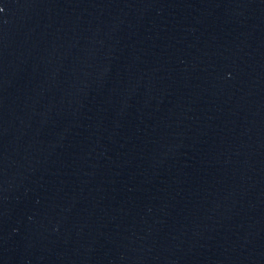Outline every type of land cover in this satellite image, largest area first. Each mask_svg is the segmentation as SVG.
<instances>
[{"label":"water","instance_id":"obj_1","mask_svg":"<svg viewBox=\"0 0 264 264\" xmlns=\"http://www.w3.org/2000/svg\"><path fill=\"white\" fill-rule=\"evenodd\" d=\"M0 264H264V0H0Z\"/></svg>","mask_w":264,"mask_h":264}]
</instances>
